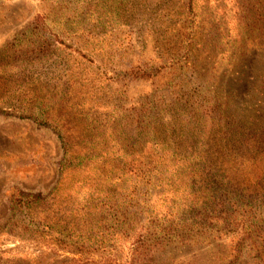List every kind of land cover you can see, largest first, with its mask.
<instances>
[{"label": "rangeland", "instance_id": "374dc122", "mask_svg": "<svg viewBox=\"0 0 264 264\" xmlns=\"http://www.w3.org/2000/svg\"><path fill=\"white\" fill-rule=\"evenodd\" d=\"M262 137L264 0H0V264H264Z\"/></svg>", "mask_w": 264, "mask_h": 264}, {"label": "trees", "instance_id": "16d2710c", "mask_svg": "<svg viewBox=\"0 0 264 264\" xmlns=\"http://www.w3.org/2000/svg\"><path fill=\"white\" fill-rule=\"evenodd\" d=\"M188 8L191 9V2L190 1L188 3ZM186 34L187 35L185 36V38L183 40V42H185L184 43V45H185L184 46V51H183L185 53L184 56H187V52H188V50H187V42H188L189 39L191 41V37H190L191 36V29L187 28ZM190 41L188 42V44H190ZM185 59H186V57L185 58L183 57L182 63L185 62ZM241 60H243V59L241 58ZM180 68H182L181 65H180ZM262 142H263V144L258 146L255 149V151H253V153H257L258 155L260 154L261 158L264 159V137H262ZM245 152L249 153V154L250 153L252 154V152H250L249 149H246ZM131 166H130V168L123 167V169L126 168L125 171H130L131 170V173L135 174L136 171L133 168H131ZM260 171H261V169H260ZM220 177L222 178V180L225 181V183L227 185H230V186L233 185V188L238 190L239 198H241V199H244V198L250 197V196L251 197L252 196H255V197L261 196V191L264 189V187H262V182H260L261 175H259V174L255 175L254 179H252L251 177H247L246 181H244L245 178H242V179L234 182L228 177L227 173L225 172V168H223L222 169V174H221ZM120 181H121V179L119 177H117V186H118ZM237 183H239V184L237 186H235ZM223 187H225V186H223ZM225 188H227V187H225ZM244 192H247L249 194V196H245ZM23 196H26V198H30V199H34V200L38 199V194L26 193ZM255 197H253V198H255ZM147 242H149V241H147ZM145 244L148 245L149 243L145 242Z\"/></svg>", "mask_w": 264, "mask_h": 264}]
</instances>
